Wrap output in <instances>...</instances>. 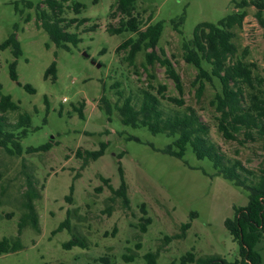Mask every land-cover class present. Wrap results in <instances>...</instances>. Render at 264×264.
<instances>
[{
    "label": "rangeland",
    "instance_id": "rangeland-1",
    "mask_svg": "<svg viewBox=\"0 0 264 264\" xmlns=\"http://www.w3.org/2000/svg\"><path fill=\"white\" fill-rule=\"evenodd\" d=\"M27 1L32 2L31 8L26 6ZM41 1L0 0V44L15 32L22 51L14 57L10 47L0 49L1 92L18 103L20 112L30 115L20 155H11L0 148V238L17 233L27 180L41 194L35 200L40 231L25 227L20 234L23 248L0 254V264H147L143 254L156 250L159 251L156 264H180V256L187 251L196 256L216 255L227 262L238 258L239 245L224 223L233 217L235 208L247 203L248 191L215 174L212 162L208 158L197 159L190 147L183 159L163 153L161 149L173 137L152 134L142 126L124 125L115 108L110 116L98 108L102 95L114 107L122 100L119 91L136 95L148 85L156 89L163 84L165 96L180 97L163 66L158 62L145 63L144 51H139L133 64H129L125 58L127 49H118L132 33L107 30L109 25L118 26L119 17L110 14L117 0H68L64 4L65 19H86L77 29L74 25L68 27L78 32L80 38L76 45L69 44V49L56 47L38 26L35 13ZM238 1L134 0V5L135 14L143 21L150 16L151 22H163L155 50L171 61L182 82L184 105L160 99L162 107L165 110L194 107L208 125L210 139L227 158L239 159L253 173L250 179L255 180L264 166L261 140L241 144L242 132L236 134L235 140L222 137L217 129V113L210 104L219 91L218 80L206 81L197 99L196 86L191 84L197 70L182 59L181 50L182 38H189L198 23L217 22ZM72 2L82 5L79 12L66 7ZM246 11L242 26L235 29L233 42L238 54L245 52V60L254 62L257 73L264 79V24L255 18L253 6L246 7ZM180 17L181 34L172 27V21ZM13 61L15 81L9 74ZM53 62L54 79L46 73ZM81 103L83 117L74 110ZM16 115L17 112L5 114L9 128ZM130 136L133 138L129 139ZM48 141L52 142L48 151H25L28 146ZM101 143L106 144L104 153L82 166L75 151L95 150ZM120 166L129 209L123 208L118 198L113 202L107 200L111 193L101 180L109 179L111 187L117 189L121 183ZM71 186V201H67ZM107 205H111L109 213ZM68 210L70 228L52 233ZM143 217L150 218L145 232L140 229ZM186 222L190 226L184 238L164 241L165 235L179 232L180 225ZM73 236L83 238L84 247L63 248ZM255 249L264 264V237ZM132 255V261L123 258ZM99 257L107 262L98 260Z\"/></svg>",
    "mask_w": 264,
    "mask_h": 264
},
{
    "label": "trees",
    "instance_id": "trees-1",
    "mask_svg": "<svg viewBox=\"0 0 264 264\" xmlns=\"http://www.w3.org/2000/svg\"><path fill=\"white\" fill-rule=\"evenodd\" d=\"M68 0H43L36 6L35 19L49 36L56 47L69 49V44L76 45L80 38L78 32L68 30L70 25L75 29L82 26L86 19L69 18L65 19L64 4ZM26 6H33L31 1L26 2ZM70 6L75 12H79L82 5L72 2ZM253 6L255 18L260 24H264V0H240L235 2L234 8L217 22L198 23L189 38L183 37L181 40L182 59L192 64L197 72L191 82L196 86V98L198 99L204 88L205 82L212 79L218 80L219 91L214 95L210 104L217 113V129L226 140H235L236 134L242 132L243 139L239 142L261 140V150L264 156V79L257 73V65L254 62L245 60V52L238 54V49L233 42L235 29L242 26L247 15L246 7ZM17 7V5H16ZM67 7V8H68ZM111 16H118V26H108L110 33H120L129 31L130 37L123 40L118 49H127L126 61L133 64L134 58L139 51H144V60L147 65L158 62L165 68V74L174 83L180 97L165 96V85L159 84L157 88L148 85L132 95L119 91L122 98L119 104L112 107L110 100L102 95L99 99L98 108L107 115H111L112 108H115L124 125L131 127H145L152 134L163 133L173 140L161 151L170 156L183 159L185 152L190 147L197 159L208 158L212 162L215 174L232 182L234 185L243 187L248 191V201L244 206L235 208L232 218L225 220V228L239 245L238 258L231 262L216 255H198L187 251L179 258L180 264H261V256L255 249V245L264 237V166L260 168L257 179H250L253 173L244 167L239 159H229L218 148L209 137V127L201 120L194 107L186 105L180 110H165L160 99H166L170 103L182 106L184 101L181 98L183 87L181 79L173 67L171 61L158 54L155 50L158 40L162 34L164 24L161 20L151 22L143 21L138 14H135L134 0H117L113 5ZM30 18L26 17V21ZM182 22V17L178 21H172V27L181 34L178 24ZM10 47L14 57L22 54L15 32H12L0 44V49ZM47 74L55 78V63L48 67ZM9 74L12 80L17 79L15 72V61L9 64ZM29 91L32 87L24 85ZM0 84V148L11 155H20L22 152L21 139L26 135L30 125V115L19 111V105L13 101L8 94L1 92ZM83 103L79 107H74L80 117H83ZM17 112L16 120L11 128L6 124L5 114ZM133 138V137H129ZM135 138V137H134ZM106 144L101 143L98 149L81 150L77 149L75 155L82 159V166L90 160H95L104 153ZM52 147V142L48 141L37 146L25 148L27 153L45 152ZM121 183L117 189L111 187L109 179L101 178L106 184L111 195L107 198L113 202L120 199L123 208H130V200L127 195V186L123 178L121 166L119 167ZM97 189H100L97 188ZM72 186L70 194L66 197L71 201ZM41 194L35 189L31 180H27L26 189L23 193L21 206L23 211L17 222V233L13 237L3 236L0 238V254L13 253L23 248L20 234L25 227H30L39 232L38 214L35 209V200ZM106 212L109 213L111 205H107ZM70 211L59 225L52 231L55 233L63 228H70ZM192 217L193 215L190 214ZM140 229L145 232L146 226L150 223L149 217L140 219ZM190 223L180 225L179 232L172 235H165L164 241L184 238ZM115 231V229H114ZM114 234V233H112ZM83 238L73 236L63 244V248L69 249L73 246L84 247ZM140 248V244L136 245ZM159 251H148L143 254V259L147 264H156ZM128 261L134 259L124 256ZM98 260L107 262L104 257ZM90 264V263H87Z\"/></svg>",
    "mask_w": 264,
    "mask_h": 264
},
{
    "label": "built area",
    "instance_id": "built-area-1",
    "mask_svg": "<svg viewBox=\"0 0 264 264\" xmlns=\"http://www.w3.org/2000/svg\"><path fill=\"white\" fill-rule=\"evenodd\" d=\"M66 99L65 98H63V101H65Z\"/></svg>",
    "mask_w": 264,
    "mask_h": 264
},
{
    "label": "water",
    "instance_id": "water-1",
    "mask_svg": "<svg viewBox=\"0 0 264 264\" xmlns=\"http://www.w3.org/2000/svg\"><path fill=\"white\" fill-rule=\"evenodd\" d=\"M83 55L87 56L85 53H83Z\"/></svg>",
    "mask_w": 264,
    "mask_h": 264
}]
</instances>
